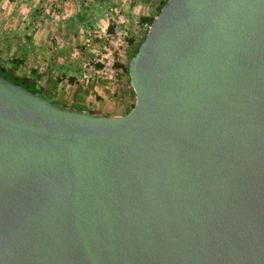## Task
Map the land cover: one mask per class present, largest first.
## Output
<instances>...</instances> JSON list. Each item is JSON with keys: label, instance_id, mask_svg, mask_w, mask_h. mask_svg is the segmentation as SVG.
Here are the masks:
<instances>
[{"label": "water", "instance_id": "obj_1", "mask_svg": "<svg viewBox=\"0 0 264 264\" xmlns=\"http://www.w3.org/2000/svg\"><path fill=\"white\" fill-rule=\"evenodd\" d=\"M119 116L0 74V264H264V0H167Z\"/></svg>", "mask_w": 264, "mask_h": 264}, {"label": "crops", "instance_id": "obj_2", "mask_svg": "<svg viewBox=\"0 0 264 264\" xmlns=\"http://www.w3.org/2000/svg\"><path fill=\"white\" fill-rule=\"evenodd\" d=\"M56 1L0 0V63L36 82L57 103L71 104L64 106L98 115H124L121 108L129 106L135 97L130 81L125 82L127 62L121 60L120 64L108 62L107 65L124 82L120 107L116 102H108L101 91L97 97L87 94L83 83L88 78L84 71L88 69L86 62L103 48L107 52L105 56H109L112 43H108V48H101L104 31L110 27V31L126 35L123 27L131 16L139 18L134 37L145 34L148 23L140 21V17L154 18L164 0H82L81 5L67 0L60 3V10L55 13L50 9ZM136 43V39L128 40L126 52L134 49ZM52 71L63 73L76 83L69 84L68 90L62 82H57ZM88 79L91 85L93 78Z\"/></svg>", "mask_w": 264, "mask_h": 264}, {"label": "rangeland", "instance_id": "obj_3", "mask_svg": "<svg viewBox=\"0 0 264 264\" xmlns=\"http://www.w3.org/2000/svg\"><path fill=\"white\" fill-rule=\"evenodd\" d=\"M166 1L167 0H164L162 6L165 4ZM52 6L53 5H51V9H50L51 11H52ZM160 9H159V11H160ZM158 12H157V14H158ZM134 16H131L127 26L123 27V29H125L126 35H124L123 33L117 32V33H115V39H113L111 42H108L106 40H104L102 42V47L101 48H103L104 46L107 47L108 43L109 44L112 43L111 45L114 46V47L111 46V50H110L111 53L109 54V56L108 57L105 56V54L107 52L103 48L101 53L100 52H98V53L96 52V53H94L93 55H91L89 57V59L86 62V65H85L88 69L85 70V68H84V71H86V73L88 74V78H90V77L93 78V83L91 85H90V81H89L88 78H87L88 80L85 79L83 81V83H85V87L84 88H85L87 94H91L93 97L94 96L97 97V92L101 91V94L103 93L104 97L106 98V100L108 102H112V103L116 102V104L119 107L123 105L122 104L123 101L121 100L120 97L123 94L122 93V89H123L122 84H124V82L120 81L121 78H120V76L117 73L109 70V68L107 69V65H108V62H110L112 64H120L121 60H124L125 62H128L129 54L133 50V48H132V50L129 51V53H127L126 52V46H125L126 42L128 40L132 39V38L136 39L137 42L140 39L139 36H135L134 37V34H136V33H134V31L138 28V25H139V23H138V21H139L138 19L139 18H137V15H134ZM148 27H149V25H148ZM148 27H147V30H148ZM112 32H114V31H112ZM104 66H106V67H104ZM7 69L10 72L17 73V74H19L21 76H24V74L16 72L13 68L8 67ZM51 73H52L53 77L57 79V82H62L64 84V87H66L68 90H70V88H71L69 84L76 83V82L69 81V77L64 76L63 73H59V72H56V71H52ZM127 74H128V76L127 77L125 76V82L128 84V80L130 81L129 70H128ZM113 79H114V81H113ZM107 81H108V83H107ZM64 87H62V88H64ZM39 88L41 89V86H39ZM131 88H132V86H131ZM132 90H133V88H132ZM42 92L44 93L43 94L44 96H46L48 98L51 97V95H49L45 91L42 90ZM68 93H69V91H68ZM53 101L58 102V100H55V99ZM134 103H135V97L133 96L132 99H131V102L129 103V106H127L124 109L121 108V112L125 113V114L128 113L132 109ZM64 105H71V104H69V102L68 103L66 102V103L63 104V106ZM66 107H68V106H66ZM90 113H92V112H90Z\"/></svg>", "mask_w": 264, "mask_h": 264}, {"label": "trees", "instance_id": "obj_4", "mask_svg": "<svg viewBox=\"0 0 264 264\" xmlns=\"http://www.w3.org/2000/svg\"><path fill=\"white\" fill-rule=\"evenodd\" d=\"M140 21L147 22L148 25H150L151 22L153 21V18L152 17H148V16H141L140 17ZM108 29L110 30L111 28L109 27ZM143 37H144V34L140 37V39L137 42L136 46L130 52L129 58H128V62H129L130 57L136 52V50L138 48V45L142 41ZM128 62H127L126 67H125L126 71H128ZM0 74L2 76H4L5 78H9L10 80H12L15 83L22 84L23 86L27 87L31 91H38V92H41L42 94H44L42 92V90L39 88V86L36 84V82H33L32 80H30L29 78H27L25 76H21V75H19L17 73L10 72L1 63H0Z\"/></svg>", "mask_w": 264, "mask_h": 264}, {"label": "built area", "instance_id": "obj_5", "mask_svg": "<svg viewBox=\"0 0 264 264\" xmlns=\"http://www.w3.org/2000/svg\"><path fill=\"white\" fill-rule=\"evenodd\" d=\"M67 0H57L54 5L52 6V11L55 13H58L60 10V3ZM77 2L78 5H81L82 0H74ZM104 40L111 42L113 39H115V32H112L110 30H105L104 33ZM86 45H89V42H86Z\"/></svg>", "mask_w": 264, "mask_h": 264}]
</instances>
